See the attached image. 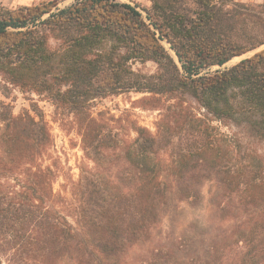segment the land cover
Masks as SVG:
<instances>
[{
	"label": "trees",
	"instance_id": "obj_1",
	"mask_svg": "<svg viewBox=\"0 0 264 264\" xmlns=\"http://www.w3.org/2000/svg\"><path fill=\"white\" fill-rule=\"evenodd\" d=\"M150 2L76 0L56 13L57 0L0 4L1 94L50 103L87 161L77 182L62 185L67 201L54 192L62 169L38 102L19 115L0 102V264H126L180 203L200 202L206 181L236 200L247 235L231 264H264V161L242 155L222 129L264 143V49L221 69L264 46V0ZM133 62L156 72H136ZM124 93L160 111L156 134L94 115L98 99Z\"/></svg>",
	"mask_w": 264,
	"mask_h": 264
},
{
	"label": "rangeland",
	"instance_id": "obj_2",
	"mask_svg": "<svg viewBox=\"0 0 264 264\" xmlns=\"http://www.w3.org/2000/svg\"><path fill=\"white\" fill-rule=\"evenodd\" d=\"M43 1L52 0H0V4L7 8L36 5ZM58 9H64L72 5L76 0H57ZM132 5L139 4L142 7H150V0H119ZM243 4H260L263 0H233ZM46 15L43 19L47 18ZM264 49V46L255 52L249 53L239 59H234L221 69L230 68L243 59L249 58L256 52ZM132 68L142 74H154L157 66L148 62L145 64L133 62ZM219 69L218 67L213 70ZM142 94L124 93L119 96H109L98 99L94 104V115L103 112L106 118H122L125 121H134L138 125L156 134V123L160 119V111L145 110L136 103L143 97ZM34 98L43 110L45 118L53 137V157L59 159L62 173L54 184V192L61 194L67 201H71V194L64 190L62 185H68L69 181L77 182L80 175V167L87 164L81 147V138L76 131H68L55 122V109L45 101H40L37 96L22 94L14 91L10 98H5L0 92V102L10 104L14 115H19L26 109H30L31 100ZM0 124V132L2 129ZM67 129V130H66ZM224 132L239 141L242 146V155L251 151L260 155L264 161V143L246 135L240 127L222 128ZM134 133H127L126 137L133 139ZM231 205L229 208L228 206ZM236 200L229 202L228 197H222L221 191L215 181H206L201 188V200L198 204L180 203L177 211L163 219L161 225L153 235L150 242L143 246H136L125 256L126 264H221L222 262L237 261L240 259L236 252H244L247 249L246 234L243 229L237 228V213L234 209ZM238 230V231H237ZM248 231V229H247ZM243 232V233H242ZM238 239H241L238 247L233 250H225ZM235 247V248H234ZM235 249V250H234ZM224 251H229L224 254ZM240 256V255H239ZM6 264V262H3ZM241 264V263H240Z\"/></svg>",
	"mask_w": 264,
	"mask_h": 264
}]
</instances>
